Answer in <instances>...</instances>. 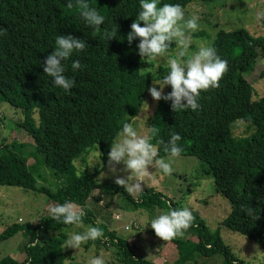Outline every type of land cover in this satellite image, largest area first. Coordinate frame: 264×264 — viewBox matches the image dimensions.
<instances>
[{"label": "trees", "instance_id": "trees-1", "mask_svg": "<svg viewBox=\"0 0 264 264\" xmlns=\"http://www.w3.org/2000/svg\"><path fill=\"white\" fill-rule=\"evenodd\" d=\"M192 1L159 0L158 7L179 4L184 10ZM69 2L0 0V30L5 32L0 36V100L21 113L19 127L33 147L28 163L0 140V185L38 193L49 187L38 182L43 165L56 183L55 190L64 197L58 205L69 201L76 204L87 222L103 231V237L87 241L85 249L94 243L105 249L112 247L120 264H156V254L152 259H143L134 253L132 243L117 235L116 229L97 222L91 208L92 196L102 192L115 195L119 201L138 204L143 195H149L163 201V205L169 201L170 210L176 209L175 203L154 188H144L133 198L115 182L98 181L101 168L93 172L84 167L80 170L74 161H84L90 151H97L106 164L111 143L122 131L123 123L134 122L151 83L162 82L170 69L159 66L156 74L152 73L151 64L139 54V38L131 44L126 39L131 24L138 18L140 0H87L105 18L98 30L81 16L76 0H71V8ZM260 26L264 32V15ZM114 30L116 37L108 40L105 32ZM59 35H72L86 43L84 50L74 51L63 62L64 75L74 81L68 91L58 88L43 70V62L55 50ZM192 36L209 37L201 30ZM174 45L173 42L168 50ZM210 46L228 63L220 86L201 91L197 111L174 112L171 101H157L149 118L147 137L157 147V158H162L168 154L160 141L167 143L173 132L179 134L181 140L177 143L183 149L180 156L196 157L203 174L213 178L215 190L230 203L223 226L264 249V95L252 99L254 87L245 78L258 50L264 55V35L255 37L243 28L219 29ZM76 60L82 67L73 71ZM171 91L169 85L163 94ZM236 120L248 123L253 131L236 137L232 129ZM153 128L157 129L156 135ZM248 208L253 209V216L247 215ZM191 211V227L182 237L170 240L177 249L178 264H185L198 254H222L223 264H247L235 258L219 234H211L201 217ZM47 220L13 222L0 233V241L18 232L27 239L24 258L16 264H78L65 248L67 233L48 227ZM44 233L46 237L42 236Z\"/></svg>", "mask_w": 264, "mask_h": 264}, {"label": "rangeland", "instance_id": "rangeland-1", "mask_svg": "<svg viewBox=\"0 0 264 264\" xmlns=\"http://www.w3.org/2000/svg\"><path fill=\"white\" fill-rule=\"evenodd\" d=\"M257 14H262L261 17L264 15V0H193L184 9L185 20L192 16L198 17V30L186 33L192 41L189 51L196 52L202 43L210 46L219 29L234 31L243 28L255 37L263 36L264 32L260 26V19H257ZM200 30L209 35L208 39L192 36V33ZM258 52L259 55L252 69L245 74V78L254 87L252 99H258L264 95V75H262L264 73V55L261 54V51L258 50ZM176 54L177 45L175 43L172 50H168L167 55L154 59L145 57L144 60L151 64L149 70L156 74L158 67L168 66L167 60L175 58ZM153 83L162 82L156 80L151 83L142 108L132 123L138 135L142 137L147 136L149 118L157 104L149 92ZM156 87L159 90L158 84ZM0 119V140L2 139L11 149L21 154L23 159L29 163L30 150L33 147L29 146L31 142L24 129L19 127L22 121L21 113L0 100ZM232 125L233 134L236 137L247 136L253 131L251 125L241 120L234 121ZM118 139H120V135L115 141ZM162 158L167 160L168 156ZM39 159L42 161L41 155H39ZM74 164L78 169L84 167L83 169L90 172L101 168L97 176L98 181L101 182H115L118 176L126 178L131 174L123 171L125 165L122 163L115 165L114 173L108 166V162L106 164L101 162L97 151H90L84 156V161L77 159ZM172 166L171 175H165L154 166H149V174L140 178L143 189L154 188L175 203L176 209L188 207L196 212L211 234L215 232L219 234L223 244L235 258L247 264H264V256H253L255 254L253 245L257 243L223 226L222 222L230 212V203L215 190L213 178L203 174L198 159L194 156H180L175 158V163ZM38 182L49 187L38 193H33L17 186L0 185V233L13 222L37 223L44 218L48 219L46 222L48 227H57V229L65 231L68 237L73 233H82L88 226H91L86 217L82 218L80 225H65L53 220L50 215V207L60 204L64 197L55 190L56 183L43 165ZM92 197L91 208L96 215L97 222L116 229L117 235L133 244L136 255L147 260L152 259L156 254L153 260L156 264H178L176 262L178 252L175 245L170 241L160 242L150 225L153 219L170 211L169 201L151 209V207L142 206V203H139L140 206H138L129 201H119L115 195L102 192H95ZM42 236L46 237V234L44 233ZM26 241L27 239L22 236L21 232L0 241V264H16L17 261L22 260L24 258L23 245ZM86 243L82 244L80 249L66 248L68 255L76 263L88 264L91 258L103 255L105 264H120L112 247L105 249L90 243L85 249ZM259 249L264 252L260 245ZM149 253L152 256L148 258ZM223 260L222 254L211 256L198 254L185 264H223ZM68 262L70 263V261Z\"/></svg>", "mask_w": 264, "mask_h": 264}, {"label": "clouds", "instance_id": "clouds-1", "mask_svg": "<svg viewBox=\"0 0 264 264\" xmlns=\"http://www.w3.org/2000/svg\"><path fill=\"white\" fill-rule=\"evenodd\" d=\"M158 4L159 0H140L138 18L131 24V31L126 39L131 44L139 38L140 43L137 47L143 59L165 56L172 43H176V57L167 60L170 69L168 74L162 83H153L149 92L156 101L161 99L171 101L174 112L182 109L197 111L200 108L198 98L201 91L220 86V80L228 71V63L217 55L215 48L203 43L199 45L196 52L191 53L189 49L192 41L186 33L198 30V17L192 16L185 20L184 10L179 4H163L159 7ZM76 6L89 26L98 30L104 23V16L100 15L95 8L90 7L87 0H76ZM68 7H73L71 0ZM261 15L257 14V19H260ZM141 22L144 26H141ZM4 34L5 32L0 30V36ZM105 35L108 40H111L116 37V30L111 33L105 32ZM55 44V50L43 62V70L47 76L53 78V83L58 88L68 91L74 86V81L64 75L63 62L74 51L84 50L86 43L72 35H59ZM81 67L79 60L72 63L73 71L81 69ZM157 84L160 86L159 90H157ZM169 85L172 91L164 95V87ZM152 132L153 135H156L157 129L153 128ZM119 135L120 139L111 143L108 166L115 173V165L121 163L125 165L123 171L131 174L126 178L118 176L115 183L123 187L133 198L138 192L143 191L140 178L149 174V166H154L165 175H171L175 158L180 157L183 151L177 143L181 137L175 132L171 134L167 143L160 141L164 152L168 154L167 160L157 158L158 150L149 142L150 137L138 135L131 123L124 122ZM246 213L253 216V209H246ZM50 215L53 220L65 225H80L85 213L76 204L69 201L51 206ZM193 220L192 211L188 207H182L159 215L151 221L150 225L158 238L170 241L182 237L184 232L191 227ZM103 235L100 228L88 226L82 233L71 234L66 241L65 248L80 249L85 242L95 241L102 238ZM253 247L255 249L253 256H264V252L260 251L258 244ZM150 256H152L151 253L148 258ZM88 264H105L103 255L91 258Z\"/></svg>", "mask_w": 264, "mask_h": 264}, {"label": "crops", "instance_id": "crops-1", "mask_svg": "<svg viewBox=\"0 0 264 264\" xmlns=\"http://www.w3.org/2000/svg\"><path fill=\"white\" fill-rule=\"evenodd\" d=\"M127 202V201H124ZM140 204L142 203L144 207H157V206H162L163 205V201H160L158 198L154 197V196H149V195H143L142 199L139 202ZM139 203L137 204L138 206ZM153 209V208H152Z\"/></svg>", "mask_w": 264, "mask_h": 264}]
</instances>
